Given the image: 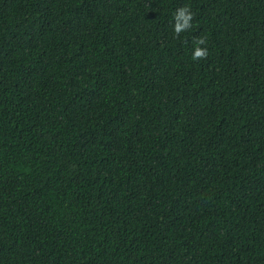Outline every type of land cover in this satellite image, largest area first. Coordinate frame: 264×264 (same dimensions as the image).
<instances>
[{
	"label": "trees",
	"instance_id": "trees-1",
	"mask_svg": "<svg viewBox=\"0 0 264 264\" xmlns=\"http://www.w3.org/2000/svg\"><path fill=\"white\" fill-rule=\"evenodd\" d=\"M0 264H264V0H0Z\"/></svg>",
	"mask_w": 264,
	"mask_h": 264
},
{
	"label": "clouds",
	"instance_id": "clouds-1",
	"mask_svg": "<svg viewBox=\"0 0 264 264\" xmlns=\"http://www.w3.org/2000/svg\"><path fill=\"white\" fill-rule=\"evenodd\" d=\"M193 13L189 7L183 6L178 8L174 13V32L179 35L181 32H184L192 27ZM205 44V40L200 38L196 40L194 49L192 51V59L196 60L199 58L206 57L208 50L206 47H201Z\"/></svg>",
	"mask_w": 264,
	"mask_h": 264
}]
</instances>
